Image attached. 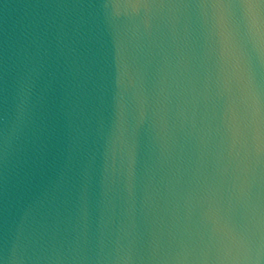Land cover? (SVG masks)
Wrapping results in <instances>:
<instances>
[{
  "label": "water",
  "instance_id": "water-1",
  "mask_svg": "<svg viewBox=\"0 0 264 264\" xmlns=\"http://www.w3.org/2000/svg\"><path fill=\"white\" fill-rule=\"evenodd\" d=\"M0 264H264V0H0Z\"/></svg>",
  "mask_w": 264,
  "mask_h": 264
}]
</instances>
